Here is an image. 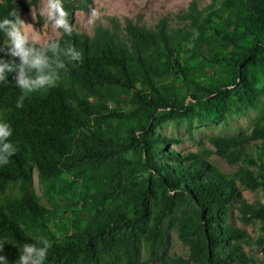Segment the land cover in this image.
Segmentation results:
<instances>
[{"label":"trees","instance_id":"trees-1","mask_svg":"<svg viewBox=\"0 0 264 264\" xmlns=\"http://www.w3.org/2000/svg\"><path fill=\"white\" fill-rule=\"evenodd\" d=\"M39 1L4 0L0 20L13 8L22 18ZM62 3L72 24L80 1ZM178 17L179 27L167 19L148 28L114 18L93 35L74 29L68 36L59 29L62 35L55 39L61 47L73 45L82 60L69 63L55 87L30 94L18 108L22 92L14 74L7 86L0 85V122L11 126L7 142L16 148L9 163L0 165V255L8 264L17 262L24 243L42 246L41 237L51 242L44 264H148L156 257L174 264L162 251L165 221L179 201L193 203L176 221L191 262L250 264L240 244L243 231L228 223L233 203L239 200L241 208L245 203L236 180L221 173L206 153L170 149L176 140L154 136L153 127L170 110L187 108V97L199 122L223 119L233 107H260L264 0H214L204 9L194 1ZM4 36L0 32V43ZM0 58L10 59L3 52ZM217 67L220 76L208 80L206 70ZM114 124L118 127H108ZM252 133L263 140L264 167V113ZM223 142L214 138L218 147ZM136 164L149 174L144 180L133 176ZM35 172L50 199L63 191L66 176L88 182L94 207L75 232L55 236L52 210L30 192ZM259 177L255 181L264 187V176ZM15 186L19 195L6 196ZM259 211L264 221V206Z\"/></svg>","mask_w":264,"mask_h":264},{"label":"rangeland","instance_id":"rangeland-1","mask_svg":"<svg viewBox=\"0 0 264 264\" xmlns=\"http://www.w3.org/2000/svg\"><path fill=\"white\" fill-rule=\"evenodd\" d=\"M4 0H0L2 2ZM73 13L72 25L79 32L93 35L94 30L100 26H109L111 19H118L122 24L129 19L136 24L148 28H155L161 20H168L171 27L182 26L178 15L187 11L192 2H196L201 9L206 8L214 0H79ZM43 7V0L39 1L37 8L32 7L27 15L22 19L30 24L32 35L38 43H42L49 37L57 38L62 35L60 30L54 29L51 22L40 14ZM95 9L99 17L94 23L89 24L92 10ZM4 36L0 46L4 45ZM1 53V52H0ZM207 79L220 76L217 68L206 70ZM254 74L250 75L253 80ZM187 95V89H182ZM187 108L170 110L166 118L155 121L153 135L174 138L176 142L169 145L181 154L187 152L206 153L209 161L214 164L221 173L229 178L235 179L241 190L245 203L239 207V200L233 203L228 223L236 227L245 235L240 240L244 252L250 259V264H264V221L260 218V208L264 206V187L257 184L255 177L264 176V167L261 161V150L263 140L254 137L252 131L259 117L264 113V96L258 109L247 108L238 111L233 107L225 118L199 122L196 114L189 111V107L194 106L190 97L185 101ZM121 108L126 110L128 106L124 101ZM109 128L118 127L116 124L109 125ZM214 138L225 141L223 146L214 144ZM163 148V147H162ZM134 155L129 153L128 159H134ZM133 176L137 180H144L149 174L140 165L133 169ZM66 176L63 181V191L53 195L50 199L44 194V189L39 182L38 173H34V182L30 192H35L40 201L52 210L50 226L59 237L65 233L75 232L76 224L84 218L88 210L94 207V202L89 191L88 182L85 180H73ZM72 181V182H71ZM259 181L262 180L259 177ZM93 192V191H91ZM19 190L15 186L9 189L6 196H18ZM85 199V200H84ZM88 201V203H87ZM91 201V202H90ZM117 204L118 201H115ZM108 203L109 206L115 205ZM258 208V209H257ZM193 209V203L179 201L176 211L172 217L165 221L168 229V238L163 249L165 257L174 264H196L189 259L190 249L179 237V230L176 221L185 212ZM77 218V219H76ZM161 256V255H160ZM141 259H148L147 247L142 246ZM16 264V263H12ZM148 264H165L160 257L149 260Z\"/></svg>","mask_w":264,"mask_h":264},{"label":"clouds","instance_id":"clouds-1","mask_svg":"<svg viewBox=\"0 0 264 264\" xmlns=\"http://www.w3.org/2000/svg\"><path fill=\"white\" fill-rule=\"evenodd\" d=\"M40 14L51 22L54 29H62L68 36L73 34L74 26L69 22V13L63 7L62 0H43ZM98 17L99 14L93 9L88 23H94ZM31 28L21 18L18 8H13L0 20V32L7 37L4 45L0 46V52L10 57L0 58V85L7 86L9 74H14L15 85L22 92L16 104L18 108L23 107L24 99L30 94L55 87L60 80V72H67L69 63L82 60L80 51L71 44L61 47L59 39L49 37L38 43ZM11 135V126L0 122V165L8 164L9 157L16 154V148L7 142ZM38 243L42 246L24 243L16 264H44L51 242L41 237ZM2 252L3 246H0ZM0 264H8L6 255H0Z\"/></svg>","mask_w":264,"mask_h":264}]
</instances>
